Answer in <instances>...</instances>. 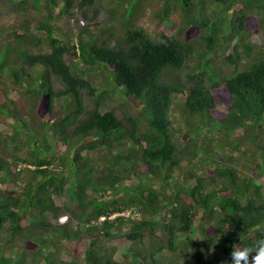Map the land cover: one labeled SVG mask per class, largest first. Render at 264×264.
<instances>
[{
	"label": "trees",
	"instance_id": "obj_1",
	"mask_svg": "<svg viewBox=\"0 0 264 264\" xmlns=\"http://www.w3.org/2000/svg\"><path fill=\"white\" fill-rule=\"evenodd\" d=\"M135 3L157 18L155 35L135 23ZM0 6L23 16L0 25L1 41L20 46L0 78L7 121L0 129V264H15L4 254L14 241L24 245L22 264H230L232 245L261 238L264 179L262 186L254 179L264 173V0H0ZM100 10L107 13L103 22L96 19ZM69 15L76 17L59 19ZM98 87L118 93L132 111L117 116ZM9 88L24 97L29 108L22 114L32 128ZM173 93L184 96L177 108L183 128L170 116ZM29 129L40 149L30 146L29 154L9 160L4 147L18 148L16 135ZM237 129L224 143L225 158L205 156L209 143L200 130ZM194 134L204 173L182 170L194 158L196 139L186 144ZM82 151L94 152L95 161ZM173 170L179 182L170 180ZM127 209L142 216L109 217ZM60 215L65 222H51Z\"/></svg>",
	"mask_w": 264,
	"mask_h": 264
},
{
	"label": "rangeland",
	"instance_id": "obj_2",
	"mask_svg": "<svg viewBox=\"0 0 264 264\" xmlns=\"http://www.w3.org/2000/svg\"><path fill=\"white\" fill-rule=\"evenodd\" d=\"M5 8L1 7L0 6V25L1 26H7V25H11L13 24L14 22H16L18 19L17 17H20L22 18L23 16L18 15L17 17L16 14H12V13H7L5 12L4 10ZM131 11H134V16L136 17V20H135V23L138 24L139 26H141L143 29H145L146 31H148L151 35H155L157 32H159V27L160 25H157V18L154 17L151 13V9L148 8V7H143L142 9L140 8V5L138 3H135L133 6H132V9ZM76 13V10L73 11V14ZM29 17H33L35 14L30 11L28 13ZM107 16V13L104 11V10H100L99 11V15L98 17L96 18L99 22H103L105 17ZM70 17H76V15H73V16H63V17H59V19L61 21H65L66 19H70ZM106 20V19H105ZM56 21L58 22V19H56ZM60 23V22H59ZM85 23V22H83ZM29 25H33V21H30L29 22ZM170 34V33H168ZM167 34V35H168ZM192 35V34H191ZM0 37H1V34H0ZM18 48L20 49V46L17 42L13 41V40H2L0 39V51L1 50H4V53H5V57H6V60H7V63H1L0 64V78L2 76V73L4 71V67L7 66L8 63H10L11 61H15L16 59V55L15 53L18 52ZM196 61V58L193 56H191V58L189 59V61L187 62V65L188 66H192ZM97 85V84H96ZM9 93L7 94V96L12 99L14 102H15V107L18 108L20 114L23 113V111H27L28 110V106L27 104L24 102L25 99L24 97L22 96V94L19 92L16 91V88H9ZM97 89H100L98 90V92H101V90L103 91V98L105 99V101H108L109 104L106 106V108L108 107H113L115 108V112H116V115L119 116V117H122V109L124 110V113L126 111L128 112H131L132 110L127 107L125 104H123V98L120 97V95L118 93H112V94H107L106 92H104V90L100 87H98ZM113 95V96H112ZM183 98L184 96L180 93H173L171 95V119H172V122H173V125L176 126V127H179V128H183V121H184V115L183 114H179L177 110V108L180 106L181 102L183 101ZM1 106V105H0ZM7 108H13V106L11 104L8 103L7 105ZM45 112V111H44ZM26 119H27V122L29 124V127L32 128L31 126H35L36 124L32 121L30 124V117L27 116L26 114H22ZM7 124V121H5L4 117H3V114L0 112V129L2 126H6ZM262 127V131L264 133V122L262 123L261 125ZM32 131V130H31ZM30 129L28 130V132H25L24 134H17L16 135V142H18L17 145L18 148L14 147L12 148L10 146L11 143H9L8 146L4 147V151L5 153L8 155V159L10 160L11 156L14 155L16 157H23L27 154H29V150H30V146H34V148H39L40 149V145H39V141H38V137L36 136V134L34 132H31ZM240 131V129H237L236 131L234 132H227L225 135L223 134H220V133H214L212 134L210 131L209 133L206 132V133H203L199 132V134H202V136L205 137V140L208 141V147H209V153H204L206 157H210L211 159L213 160H222L223 158H225L227 156V150H226V147H225V141L231 137V135H233L235 133L238 134ZM4 133V132H3ZM27 134H30L29 136L31 137L30 140H27L25 135ZM195 135V134H194ZM176 137H178V135L176 134L175 135ZM194 138L190 139L189 141L186 142L187 144V147H191V145L193 144V140H195L197 137H198V134H196L195 136H193ZM196 137V138H195ZM203 137V138H204ZM217 137L219 138L217 140ZM37 139V141H35V143L33 144V141ZM213 140H217V144L214 145V141ZM195 144V148H194V158L191 159V165L188 166V167H184L182 170H192V171H199V173H204V162L203 160L200 159V157H202V154L203 152L200 150V143L199 141L196 139V143L194 142ZM185 147V148H187ZM184 148V149H185ZM59 149V148H58ZM61 150V149H60ZM72 149L68 152L67 156L70 157L71 153H72ZM85 153H88V158H91V159H94L95 161V157L97 156L94 152L92 151H87V152H84L82 151L81 154L82 155H85ZM62 152L59 151V154L58 155H61ZM87 155V154H86ZM10 157V158H9ZM23 164L21 163H18L17 164V167L15 168V170L19 167H22ZM30 168H32L31 166H29ZM171 181L172 182H179L180 181V173L177 171V170H173L171 172ZM257 178L254 179V182L260 186H262V179L260 177H262L264 179V173L261 172V170H258L257 171ZM134 177V176H133ZM136 179L134 178H130L127 182L128 183H136ZM261 192H264V187L260 188ZM143 193H146V191H144ZM121 196V195H120ZM118 197V195H117ZM137 211V210H136ZM130 215L133 219H139L142 215L139 214L138 212H130ZM145 216V215H144ZM130 217V216H129ZM52 223H60L57 219L56 220H51ZM5 234L4 230L1 231L0 230V237H3V235ZM234 235L232 232L230 231H227L226 232V237H230ZM201 240V239H200ZM202 242L203 244H205V246H210V241L206 238H202ZM101 242H99L100 244ZM23 249H24V245L22 244V242L20 241H14L12 242V244L9 246V247H6L4 249V254H6L7 256H9L10 260L12 263H15V264H22L23 261H24V258H23ZM53 255H55V253H53ZM82 256V255H81ZM80 261H83V258L80 257L79 258ZM45 260H42V259H39V262L40 264H42ZM177 263H181V261L179 260Z\"/></svg>",
	"mask_w": 264,
	"mask_h": 264
},
{
	"label": "clouds",
	"instance_id": "obj_3",
	"mask_svg": "<svg viewBox=\"0 0 264 264\" xmlns=\"http://www.w3.org/2000/svg\"><path fill=\"white\" fill-rule=\"evenodd\" d=\"M119 213H113L109 217L120 215ZM102 218L103 217H100L99 220ZM57 220L60 222L58 224H62L65 222L66 217L60 215ZM229 255L230 264H264V234H262L261 238H258L251 246L239 247L235 244L232 245V251ZM222 264H229V261L225 260Z\"/></svg>",
	"mask_w": 264,
	"mask_h": 264
},
{
	"label": "built area",
	"instance_id": "obj_4",
	"mask_svg": "<svg viewBox=\"0 0 264 264\" xmlns=\"http://www.w3.org/2000/svg\"><path fill=\"white\" fill-rule=\"evenodd\" d=\"M130 212H131V211L128 209V210L122 211V212L119 213V214L122 215V216H124V217H128V216L131 217Z\"/></svg>",
	"mask_w": 264,
	"mask_h": 264
}]
</instances>
